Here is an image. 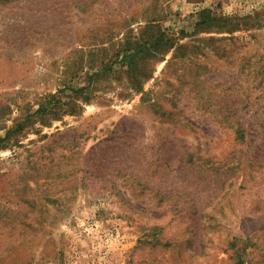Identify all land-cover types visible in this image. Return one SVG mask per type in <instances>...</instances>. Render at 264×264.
I'll list each match as a JSON object with an SVG mask.
<instances>
[{
  "label": "rangeland",
  "instance_id": "rangeland-1",
  "mask_svg": "<svg viewBox=\"0 0 264 264\" xmlns=\"http://www.w3.org/2000/svg\"><path fill=\"white\" fill-rule=\"evenodd\" d=\"M0 264H264V0H0Z\"/></svg>",
  "mask_w": 264,
  "mask_h": 264
},
{
  "label": "trees",
  "instance_id": "trees-1",
  "mask_svg": "<svg viewBox=\"0 0 264 264\" xmlns=\"http://www.w3.org/2000/svg\"><path fill=\"white\" fill-rule=\"evenodd\" d=\"M201 13H207V17L204 21H202V24H205L209 22L211 25L214 22H217L216 18L214 16L210 15V11L207 9L202 10ZM155 28L151 35H149L148 39L141 40V41H134V42H128L126 47L122 48L120 52H118L117 59L118 61H124L127 60L130 65H133L135 63V59L138 57H141L143 60L147 61V58L150 57H157L161 50L169 51L172 47H174V42L172 41V38L169 37L166 31L161 30L158 26H156L155 21L154 23H150V26ZM123 54L122 57L120 55ZM146 68L143 70V72H137L133 75L134 82L137 84L141 83L140 76H147V70ZM82 92L84 93L87 98H89L90 91L87 90L86 87H82L80 89H77L76 92ZM71 107L70 102H63L61 100L55 101L54 96L47 97L46 101L40 105V107L34 112L36 115H40L42 117V120H46V118L52 114L58 115L61 109L64 106ZM45 122V121H44ZM24 128L23 122H20L15 128L10 129L13 131L22 130ZM9 132V131H8Z\"/></svg>",
  "mask_w": 264,
  "mask_h": 264
}]
</instances>
